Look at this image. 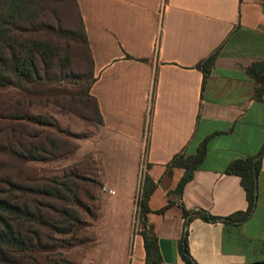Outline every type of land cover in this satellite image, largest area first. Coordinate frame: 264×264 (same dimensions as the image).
Listing matches in <instances>:
<instances>
[{
	"label": "crops",
	"instance_id": "crops-1",
	"mask_svg": "<svg viewBox=\"0 0 264 264\" xmlns=\"http://www.w3.org/2000/svg\"><path fill=\"white\" fill-rule=\"evenodd\" d=\"M76 2L101 123L71 154L81 174L92 170L112 193H100L94 213L63 242L67 264H144L133 216L145 177L154 185L145 200L146 228L157 238L162 264H186L184 237L194 264L263 261L264 154L245 216L241 176L225 169L237 159L255 161L264 142V95L256 97L258 83L247 71L264 61V0ZM213 52L204 78L201 62ZM13 90L12 98L21 96ZM51 105L33 104L31 112L70 120L55 105L49 111ZM202 142L203 160L174 193L185 169L169 162L194 155Z\"/></svg>",
	"mask_w": 264,
	"mask_h": 264
},
{
	"label": "trees",
	"instance_id": "trees-1",
	"mask_svg": "<svg viewBox=\"0 0 264 264\" xmlns=\"http://www.w3.org/2000/svg\"><path fill=\"white\" fill-rule=\"evenodd\" d=\"M69 3L76 13L80 44L83 45L82 58L90 75L85 97L91 105L86 104L84 110L92 108L96 115L93 122L98 125L101 117L97 103L89 94L94 80L89 44L77 2L69 0ZM50 5V0H0V86H13L22 91L19 97L0 100V264H43L40 258L45 257L44 251L47 248L53 247L55 235L71 232L74 224L82 221L80 213L69 204L70 198H75L70 185L63 180L37 178L27 165L31 161L60 158L77 148L73 143L69 148L62 147L60 140L68 144L70 142L42 128L54 126L55 120L51 116L33 114L31 105L52 104L64 112H73L80 118L89 120L59 102L54 93L58 90L56 87L39 88L43 80H54L50 73L55 69L58 58L57 48L45 31L51 27L45 23ZM69 34L72 42L69 47H72L76 42L75 31L69 30ZM215 56L216 52H213L201 62L204 78L209 73ZM247 71L258 83L255 95L260 98L264 95V61L253 63ZM67 92L73 95V92ZM262 154L264 142L255 161L251 158L237 159L225 169L228 173L241 176L249 203L243 216L250 212L255 203L253 177ZM204 155L205 143L202 142L194 155L177 154L172 157L169 165L185 169L174 193H181ZM72 176L80 178L78 174ZM153 186L148 177H145L142 198L138 204L145 249L144 264H162L157 238L151 229L146 228L148 209L145 200ZM53 200L60 205L56 207ZM203 217L206 220L213 219L208 215ZM181 256L186 264H194L188 255L185 237ZM61 262L67 264L65 259ZM252 264H264V260Z\"/></svg>",
	"mask_w": 264,
	"mask_h": 264
},
{
	"label": "rangeland",
	"instance_id": "rangeland-1",
	"mask_svg": "<svg viewBox=\"0 0 264 264\" xmlns=\"http://www.w3.org/2000/svg\"><path fill=\"white\" fill-rule=\"evenodd\" d=\"M50 1L51 5L47 9L45 23L52 28L49 27L45 31L49 35V40L57 48L56 53L58 58L55 69L50 73V76L54 80H43L42 86H39V88L42 90L47 87H56L58 90L54 93L59 102L64 104L65 107H71V109L88 117L90 120H84L73 112H64L58 107L60 109L58 112L68 115L70 120L66 122L64 120L60 122L55 121L54 126L42 128L61 137L63 140L69 141L70 143L68 144L60 140L61 146L66 149L72 143L77 145L79 139H83L93 132L96 127V124L93 122L96 119V115L92 112L91 107H88L89 110H84L86 104L88 106L91 105V102L85 97V90L90 81V75L88 67L82 58L83 45L80 44V30L77 24L76 13L69 0ZM69 30L75 31L74 38L76 42L72 47H69L70 44L72 45V42L69 40L71 37ZM67 91L73 92V95H70ZM20 93L22 95V92ZM15 96L17 94L14 92L13 86H0V100ZM47 107L49 111L53 110L52 105ZM46 109L44 106H39V110ZM71 153L48 161H31L27 165L32 168V175L37 178L63 180L70 185L75 198H70L69 204L80 213L82 219L80 223L83 224L86 222V213L93 214L96 210V199L100 193L104 192L102 189L103 185L99 180H96L95 173L92 170L86 173V175L81 174L79 172V165L81 163ZM72 174H78L80 178H75ZM140 197H142V191L141 196L139 193V199ZM54 201L53 204L58 207L60 204ZM81 226L83 225L74 224L70 234H56L53 247L47 248L44 251L45 257L40 258V261L43 264H62L61 260L64 259L62 256L63 242H69L70 239H73Z\"/></svg>",
	"mask_w": 264,
	"mask_h": 264
},
{
	"label": "built area",
	"instance_id": "built-area-1",
	"mask_svg": "<svg viewBox=\"0 0 264 264\" xmlns=\"http://www.w3.org/2000/svg\"><path fill=\"white\" fill-rule=\"evenodd\" d=\"M103 191L107 192V193H112V191L110 189H107L106 187L103 186ZM139 193L141 196V188L140 186L137 188V191L135 193V213L133 216V229L134 230H140L142 229V226L140 225V218H139V201L141 200L142 197H140L139 199Z\"/></svg>",
	"mask_w": 264,
	"mask_h": 264
},
{
	"label": "water",
	"instance_id": "water-1",
	"mask_svg": "<svg viewBox=\"0 0 264 264\" xmlns=\"http://www.w3.org/2000/svg\"><path fill=\"white\" fill-rule=\"evenodd\" d=\"M254 196H256V190L254 189Z\"/></svg>",
	"mask_w": 264,
	"mask_h": 264
}]
</instances>
